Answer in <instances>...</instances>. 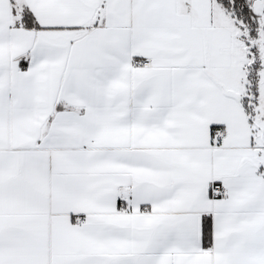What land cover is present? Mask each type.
Listing matches in <instances>:
<instances>
[{
    "label": "snow or ice",
    "instance_id": "obj_1",
    "mask_svg": "<svg viewBox=\"0 0 264 264\" xmlns=\"http://www.w3.org/2000/svg\"><path fill=\"white\" fill-rule=\"evenodd\" d=\"M0 264H264V0H0Z\"/></svg>",
    "mask_w": 264,
    "mask_h": 264
}]
</instances>
